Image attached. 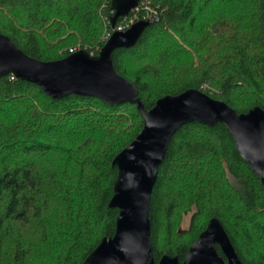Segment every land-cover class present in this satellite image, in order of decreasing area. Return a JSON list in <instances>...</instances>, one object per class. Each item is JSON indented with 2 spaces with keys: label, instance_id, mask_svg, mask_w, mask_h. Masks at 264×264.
Here are the masks:
<instances>
[{
  "label": "trees",
  "instance_id": "16d2710c",
  "mask_svg": "<svg viewBox=\"0 0 264 264\" xmlns=\"http://www.w3.org/2000/svg\"><path fill=\"white\" fill-rule=\"evenodd\" d=\"M150 1L159 19L135 46L113 53L116 70L138 88L147 109L189 88L239 113L264 109V0ZM114 14L112 0H0V33L42 61L80 49L97 55ZM61 43L72 51L59 53ZM143 126L136 104L76 94L53 99L35 83L3 77L0 264H83L113 236L119 214L110 206L113 161ZM190 212L189 227L181 229ZM213 217L244 264H264L259 175L224 123H187L172 137L152 192L155 260L170 254L182 264Z\"/></svg>",
  "mask_w": 264,
  "mask_h": 264
},
{
  "label": "water",
  "instance_id": "95a60500",
  "mask_svg": "<svg viewBox=\"0 0 264 264\" xmlns=\"http://www.w3.org/2000/svg\"><path fill=\"white\" fill-rule=\"evenodd\" d=\"M140 0H112L119 18L128 15ZM151 21L141 20L125 31L114 30L97 55L80 49L65 58L42 61L29 56L12 39L0 33V80L9 74L39 85L53 99L71 94L97 97L109 104L133 103L144 116L137 137L114 159L118 176L110 206L117 208L116 230L104 237L83 264H181L165 254L155 260L151 242L150 204L159 168L175 133L185 124L208 126L224 123L234 137L241 157L264 185V109L257 106L239 113L225 101L189 88L160 98L147 109L138 88L115 68L113 53L137 44ZM221 249V252L218 249ZM182 264H244L222 221L213 217L193 243Z\"/></svg>",
  "mask_w": 264,
  "mask_h": 264
},
{
  "label": "built area",
  "instance_id": "2783aa9c",
  "mask_svg": "<svg viewBox=\"0 0 264 264\" xmlns=\"http://www.w3.org/2000/svg\"><path fill=\"white\" fill-rule=\"evenodd\" d=\"M159 15V9L157 7H154L150 0H140L138 6L134 8L128 15L123 16V20L118 25H116L113 31H125L138 21H152L155 19H159ZM110 36L111 34L109 35V37Z\"/></svg>",
  "mask_w": 264,
  "mask_h": 264
},
{
  "label": "rangeland",
  "instance_id": "374dc122",
  "mask_svg": "<svg viewBox=\"0 0 264 264\" xmlns=\"http://www.w3.org/2000/svg\"><path fill=\"white\" fill-rule=\"evenodd\" d=\"M65 37L66 36L62 37L61 40L65 39ZM54 41H55L54 39L51 40V42H54ZM58 41H59V39H58ZM66 45H67V43H61V44L58 45V49H59L58 51H60L59 53H63L65 50L69 49V47L67 48ZM71 51H72V49H71ZM7 109H8V112H12L13 111V110L10 109V107L7 108ZM191 216H192V212H190V213H188V214L185 215V217H184V219L182 221L181 227H180L181 229H186V228L189 227Z\"/></svg>",
  "mask_w": 264,
  "mask_h": 264
}]
</instances>
